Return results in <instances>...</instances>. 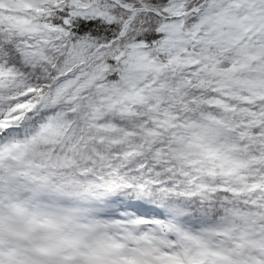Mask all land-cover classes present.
Here are the masks:
<instances>
[{
  "label": "snow or ice",
  "instance_id": "obj_1",
  "mask_svg": "<svg viewBox=\"0 0 264 264\" xmlns=\"http://www.w3.org/2000/svg\"><path fill=\"white\" fill-rule=\"evenodd\" d=\"M0 264H264V0H0Z\"/></svg>",
  "mask_w": 264,
  "mask_h": 264
}]
</instances>
